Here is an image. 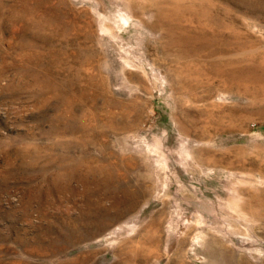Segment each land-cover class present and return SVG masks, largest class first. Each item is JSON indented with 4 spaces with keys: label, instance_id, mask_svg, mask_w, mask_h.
<instances>
[{
    "label": "rangeland",
    "instance_id": "obj_1",
    "mask_svg": "<svg viewBox=\"0 0 264 264\" xmlns=\"http://www.w3.org/2000/svg\"><path fill=\"white\" fill-rule=\"evenodd\" d=\"M127 257L264 264V0H0V264Z\"/></svg>",
    "mask_w": 264,
    "mask_h": 264
},
{
    "label": "bare ground",
    "instance_id": "obj_2",
    "mask_svg": "<svg viewBox=\"0 0 264 264\" xmlns=\"http://www.w3.org/2000/svg\"><path fill=\"white\" fill-rule=\"evenodd\" d=\"M187 47H188V46H187ZM87 223H88V222H87ZM133 260H135V259H133L132 257H127L126 261H125V260H122V261H120V262H121V264H131V262H132ZM81 263H83V262H82V261H79V262H77L76 264H81ZM114 264H120V263L116 262V263H114Z\"/></svg>",
    "mask_w": 264,
    "mask_h": 264
}]
</instances>
